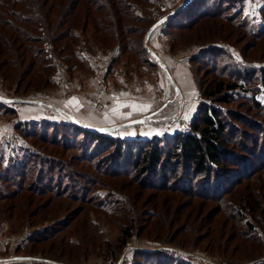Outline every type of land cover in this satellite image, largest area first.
I'll use <instances>...</instances> for the list:
<instances>
[{"label": "trees", "instance_id": "obj_1", "mask_svg": "<svg viewBox=\"0 0 264 264\" xmlns=\"http://www.w3.org/2000/svg\"><path fill=\"white\" fill-rule=\"evenodd\" d=\"M242 3L190 0L164 21L163 30L173 42L208 43L199 53L200 60L195 55L190 61L195 63L192 74L197 85L201 72L212 73L200 89L202 97L212 102L198 108L187 131L163 140L121 139L50 120L43 124L52 134H36L30 127L38 126L37 121L19 122L16 129L21 137L39 144L0 158L2 216L11 219L16 209L15 217L28 220L49 208L60 209L64 200L102 210L113 201L135 213V204L142 199L137 220L122 225L115 244L107 247L112 258L119 257L132 233L140 237L148 225L146 238L152 234L154 240L162 237L183 248L206 241L198 249L210 255H226L227 246L220 250L219 243L226 236L225 244L234 243L229 256L264 264V104L256 98L264 88V66L240 64L227 54L229 59L220 65L216 58L223 51L218 43H232L239 32L253 46L264 38V4L259 8L261 20L253 28L242 17ZM151 4L152 0H0V76L15 78L16 97L51 87L57 62L71 67L70 62L81 55L82 38L87 49L91 43L103 47L112 43L121 53L146 54L141 40L135 44L131 36L143 34L147 23L134 12L135 6ZM204 61L206 69H200ZM240 80L252 95L235 100L233 91ZM236 102L248 113L224 107ZM7 105L0 101L1 110L12 112ZM70 150L75 152L67 156ZM99 177L112 181L106 186L111 194L93 199L91 186L101 183ZM121 178H127L128 184L114 189L113 183ZM132 183L137 189L129 195L125 185ZM209 204L214 205L207 208ZM82 211L75 206L68 221H77ZM70 223L58 220L45 226L28 238V244L47 242ZM229 224L231 232L225 235L222 231ZM235 227L239 231L234 232ZM170 247L134 248L121 264H196Z\"/></svg>", "mask_w": 264, "mask_h": 264}, {"label": "rangeland", "instance_id": "obj_2", "mask_svg": "<svg viewBox=\"0 0 264 264\" xmlns=\"http://www.w3.org/2000/svg\"><path fill=\"white\" fill-rule=\"evenodd\" d=\"M162 1L161 5L157 4L156 0H152V4L146 8L141 6H135L134 8V12L139 16H144L147 23L144 26L145 31L143 34L139 35L135 33L131 38L136 40L135 44H138L141 40L146 54L139 52L121 53L117 45L112 43L104 45L105 47L97 43H91L92 48L88 44L90 47L87 49L85 48L87 45L86 42L84 43L85 39L80 38L79 52L81 55L75 61L70 62L71 65H69L71 67L65 62L56 61V70L52 75L54 85L51 87L38 92L31 91L24 97H16L14 94L15 78L3 80L0 76V97L39 101L38 103L26 102L21 105L20 102H8L0 99L1 102L7 103V108H11L12 111L7 112L0 109L3 112L2 115L5 117L7 114V120L11 121L13 120L11 116L14 118V114L19 110L27 108L28 106H38L45 111L39 118L28 120L38 122V126L30 127V130L35 131L36 134H52L48 125L43 124L45 120L54 122L72 121L65 114L52 108L62 107L55 101L51 102L50 99L56 98L63 100L68 98L73 91H77L82 95L86 103L90 105L91 110L99 112L109 101V96L113 97L111 95L117 92L131 96L136 104L151 105L145 112H132V119H126L125 122L138 119L152 112H155V115H153V118L145 120L144 123H136L115 131L102 133L121 139L157 138L163 140L164 137H170L176 135V133L187 131L190 121L197 115L198 108L211 104L212 102L210 98L202 97L200 91L211 80L212 73L209 70H206L208 73L201 72L199 85H197L193 77L195 63L190 61L191 57L195 55L197 56L195 57L196 61H199L201 56L199 53H201L203 46H207L208 43L192 41L185 45L180 39L179 41L173 42L170 36L163 30L164 21L159 22V20L168 12L177 8L185 0ZM242 4V17L246 18L251 27L256 28L258 22L261 20L259 8L264 4V0H244ZM157 23L159 24L151 29ZM137 26L140 28L143 24H138ZM149 30L150 33L147 37V43L165 65L179 90L178 93L163 73L162 68L156 63L154 57L145 47V36ZM238 35L239 37L235 36V38H231V41L234 40V43H218L223 49L216 57L219 60L218 63L221 65L226 62L229 59L226 56L227 54L230 60L239 62L240 64L249 63L250 65L259 67L264 66V38L260 41L261 45L253 46L251 45L252 43H249L251 42L250 39L248 37L245 38L242 32H239ZM209 45L213 44L211 43ZM246 48L247 51H245ZM201 63L202 66H200V69H206L208 64L205 61ZM89 83L91 85L94 84V87L97 88L95 93H87L85 91L84 88L86 86L91 87L88 85ZM239 84L240 86L233 91V99L239 100L238 98L241 97H250L252 94L249 91L248 84L244 80H240ZM161 85L163 86L161 87ZM111 91L112 93L110 95L108 92ZM256 98L264 104V88L256 94ZM224 107L226 109L232 108L235 111L248 113L246 108L237 102L224 105ZM125 108L133 111L131 107ZM185 116L188 118L185 119ZM4 117H0L2 122L4 121ZM13 121L12 127L16 134H18V137L11 145L12 153L20 154L27 148H32V146L37 147L39 143L34 145L31 139L22 138L21 134L17 131L16 125L20 121ZM117 124H102L100 128ZM125 128H129L128 133L124 130ZM59 132L62 133V130ZM59 142L61 141L59 140ZM73 152L75 151L70 150L66 155L70 156ZM99 178H103L101 183L96 184V186H91L93 193H95L93 199L111 194L106 186L112 183V181H109L106 177ZM127 180V178H121L116 180L117 182L114 181V189H118L119 184H128L126 182ZM49 181H51L50 178ZM125 186L126 189L124 192H127L129 195H132V192L137 189V186L133 183L130 187ZM147 193L149 191L145 192V194ZM139 202L135 204L136 210L140 204ZM79 205L83 211L77 221L74 223L71 222L72 225L69 228L63 229L55 238L43 242L40 245L28 244V238L43 227L58 220H63L65 224L70 223L68 221V217L71 216L70 211ZM212 205L214 204H209L207 208ZM114 208L117 210L116 212ZM131 209L132 207L127 208L124 206L123 208L119 205L115 206L113 201L107 204L106 208L104 207V210H102L92 207L90 203L88 205H82L78 202L64 200L60 209L49 208V210L47 209L42 212L43 214L29 217L26 220L22 218V215H18V218L15 217L18 214L16 209L13 210L11 219L2 216L3 209L2 203H0V264H121L125 258L131 257L134 248L157 249L166 246H171L169 248L170 250L172 249L187 256V258H190V261H194L196 264H218L223 260L230 261L233 264H251L250 260L249 262H245V260H240L238 257H235L236 254L233 257L229 256L234 243L225 244L226 236L221 237L219 242L222 245L220 250H224V246H227L226 255H210L198 249V247H204L207 243L206 241L196 243V246L192 248H188L190 246L183 248L178 247L176 244L166 243L162 237L159 240H154L152 234L149 238H146L149 229L148 225L143 227L142 236L138 237L135 233H132V236L127 240L126 245L121 250L119 257L117 259L112 258L107 253V247L110 244H115L116 237L122 225L129 224L133 219L135 221L137 220V211L134 209L135 213H133ZM142 218H140V224H142ZM137 225L138 223L135 222L133 226ZM217 225H219V222ZM79 228H82V230L80 231ZM229 228L230 224L225 226V229L222 231L223 234L227 235L231 232ZM233 231L236 232L239 230L235 227ZM258 231L263 232L261 230ZM163 233L164 230L161 228V236ZM76 239L77 242H73ZM238 254L241 255V252Z\"/></svg>", "mask_w": 264, "mask_h": 264}, {"label": "crops", "instance_id": "obj_3", "mask_svg": "<svg viewBox=\"0 0 264 264\" xmlns=\"http://www.w3.org/2000/svg\"><path fill=\"white\" fill-rule=\"evenodd\" d=\"M89 86H86L84 89L85 91L95 93L97 91V88L94 87V84H88ZM109 94L112 93L108 92ZM108 94V96H109ZM111 95V94H110ZM106 96V97H108ZM109 96V101L106 103V105L103 107L102 110L99 112L91 110L90 105L86 103V101L83 99L82 95L79 94L77 91H73L68 98L59 100L56 98L50 99V101H55L58 105H61V107L68 112L69 114L73 115L78 121L84 123L86 126L90 127H100L102 124H110V123H124L126 119H132V115L129 117L127 116V113L133 112L129 109H126L125 107H120L122 104H131L134 103L135 100L131 96L119 94L117 92H114V95L112 94ZM76 97L77 100L75 102H72V98ZM113 109H117L116 111H113ZM43 109L39 108L38 106H28L27 108H23L16 112L14 114V118L11 116V118L17 122L22 121H28V120H34L36 118H39L44 114ZM3 112L0 111V117H4ZM126 115V117H125ZM7 114L3 118V122L0 124V158H6L7 155L11 154V145H8L3 141V138L9 133L10 130H12V125L7 120ZM6 118V119H5ZM118 118V119H114ZM126 133L129 132V128H125ZM5 162V161H3Z\"/></svg>", "mask_w": 264, "mask_h": 264}, {"label": "water", "instance_id": "obj_4", "mask_svg": "<svg viewBox=\"0 0 264 264\" xmlns=\"http://www.w3.org/2000/svg\"><path fill=\"white\" fill-rule=\"evenodd\" d=\"M190 0H185L183 3H181L177 8H175L174 10H172V11H170V12H168L162 19H160L159 20V22H163V21H165L167 18H169L170 16H172L178 9H180V8H182L187 2H189ZM156 26V24H154L152 27H151V29H153L154 27ZM150 29V30H151ZM150 30L147 32V34H146V36H145V47H146V49L148 50V52H150V54L154 57V59H155V61H156V63L162 68V71H163V73L165 74V76L168 78V80L173 84V86H174V88H175V91L177 92L178 91V89H177V86H176V84L174 83V81H173V79H172V77H171V75L169 74V72L167 71V69H166V67H165V65L162 63V61H161V59L154 53V51L151 49V47L148 45V43H147V37H148V35H149V33H150ZM0 99L1 100H4V101H8V102H21V101H27V102H29V101H31V100H22V99H18V98H4V97H0ZM33 101H35L36 102V100H33ZM168 101H170V100H168ZM37 102H39V101H37ZM52 107V106H51ZM52 108H55V109H57L58 111H61V112H64L65 110L64 109H62V108H59V107H52ZM154 113L155 112H152V113H149V114H147V115H145V116H142V117H140V118H138V119H135V120H132V121H128V122H125V123H121V124H117V125H114V126H106V127H102V128H100V130H99V128H96V127H90V126H86V125H84V124H82L80 121H78L73 115H71V114H69L68 112H66V114H67V116H68V118L73 122V123H75V124H77V125H80V126H82V127H84V128H87V129H90V130H92V131H95V132H111V131H115V130H117V129H120V128H124V127H126V126H130V125H132V124H136L134 121H141V120H143V121H145V120H147V119H149V118H152V116L154 115Z\"/></svg>", "mask_w": 264, "mask_h": 264}, {"label": "built area", "instance_id": "obj_5", "mask_svg": "<svg viewBox=\"0 0 264 264\" xmlns=\"http://www.w3.org/2000/svg\"><path fill=\"white\" fill-rule=\"evenodd\" d=\"M162 0H156V3L157 4H159V5H161L162 4ZM159 23H157L156 25H158ZM29 100V99H28ZM4 101V100H3ZM27 101H21L20 103H21V105L23 104V103H26ZM30 103H38L37 102V100H36V102L35 101H33V100H31V101H29ZM61 112V111H60ZM14 121L13 120H11V121H9V123L13 126V123ZM2 123V119H0V124ZM17 137H18V134H16V132L14 131V129L12 128V130H10L9 131V133L3 138V141L5 142V143H7L8 145H12L14 142H15V140L17 139ZM218 264H233L232 262H230V261H221V262H219Z\"/></svg>", "mask_w": 264, "mask_h": 264}, {"label": "snow or ice", "instance_id": "obj_6", "mask_svg": "<svg viewBox=\"0 0 264 264\" xmlns=\"http://www.w3.org/2000/svg\"><path fill=\"white\" fill-rule=\"evenodd\" d=\"M162 86L163 85H161V87ZM76 100H77L76 97H73L72 98V102H75ZM120 107H131L133 109V111H136V112H145V111H147L151 107V105L150 104H136V103L128 104V103H126V104L120 105ZM116 110L117 109H113V111H116ZM131 115H132V112L127 113V116L130 117ZM154 115H155V113H154ZM184 118L187 119L188 117L185 116ZM134 122L135 123H144L145 121L141 120V121H134Z\"/></svg>", "mask_w": 264, "mask_h": 264}, {"label": "bare ground", "instance_id": "obj_7", "mask_svg": "<svg viewBox=\"0 0 264 264\" xmlns=\"http://www.w3.org/2000/svg\"><path fill=\"white\" fill-rule=\"evenodd\" d=\"M179 92V90L177 91V93ZM180 96V95H179ZM50 105H52V106H55V105H53V104H50ZM61 113H63V114H65L66 116H67V114H66V111H64V112H61ZM154 116H152V118H153ZM97 128H99V130H100V127H97Z\"/></svg>", "mask_w": 264, "mask_h": 264}]
</instances>
